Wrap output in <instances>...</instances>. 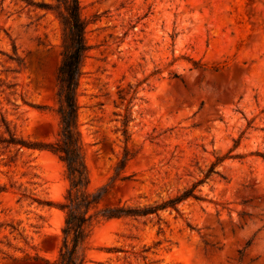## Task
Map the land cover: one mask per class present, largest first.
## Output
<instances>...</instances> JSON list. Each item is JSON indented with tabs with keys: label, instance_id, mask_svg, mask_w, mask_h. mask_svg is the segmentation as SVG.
Masks as SVG:
<instances>
[{
	"label": "rangeland",
	"instance_id": "1",
	"mask_svg": "<svg viewBox=\"0 0 264 264\" xmlns=\"http://www.w3.org/2000/svg\"><path fill=\"white\" fill-rule=\"evenodd\" d=\"M80 6L79 130L91 189L108 187L99 207L177 197L214 163L222 175L161 220L95 222L84 264H264V0ZM63 42L55 12L0 0V135L58 139ZM69 186L54 153L0 145V264H53Z\"/></svg>",
	"mask_w": 264,
	"mask_h": 264
},
{
	"label": "trees",
	"instance_id": "2",
	"mask_svg": "<svg viewBox=\"0 0 264 264\" xmlns=\"http://www.w3.org/2000/svg\"><path fill=\"white\" fill-rule=\"evenodd\" d=\"M29 6L40 10H50L56 13L64 29V42L62 62L57 71V86L60 117V130L58 139L53 143L29 142L18 138L15 133L6 127L5 135H0V145L4 149L11 146L28 149L47 150L57 155L65 164L67 179L70 183L64 202L59 206L65 212V223L62 229L63 241L58 258L53 264H84L89 238L95 222L111 219H139L155 215L161 220L159 212L167 209L179 211L178 205L193 197L198 186L212 175L222 177L216 170V164L210 166L204 175L193 187L185 190L174 198H169L161 203L147 206H128L117 204L100 208L99 205L107 192L108 187L92 190L91 175L87 167L83 143L79 130V102L78 93L80 80L83 76L84 62L90 46L86 39V21L81 15L80 0H52L53 3L34 2L24 0ZM20 65L21 60L16 59ZM127 121H124L123 134L128 140ZM264 159V154H258ZM223 157L218 162L224 160ZM127 156L119 163V168L126 166ZM0 187V192L4 191ZM52 206L51 201L41 202ZM242 252L240 251V258Z\"/></svg>",
	"mask_w": 264,
	"mask_h": 264
}]
</instances>
